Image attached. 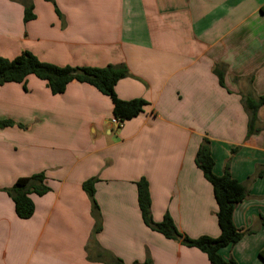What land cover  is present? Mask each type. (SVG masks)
I'll return each instance as SVG.
<instances>
[{
  "label": "crops",
  "instance_id": "crops-1",
  "mask_svg": "<svg viewBox=\"0 0 264 264\" xmlns=\"http://www.w3.org/2000/svg\"><path fill=\"white\" fill-rule=\"evenodd\" d=\"M263 9L264 0H0V57L125 66L117 97L146 102L119 127L110 98L89 84L58 95L35 76L0 86V121L13 123L0 127V264H211L144 223L137 187L148 181L155 222L168 213L190 238L219 237L213 187L195 163L205 139L214 173L228 166L249 191L233 222L250 232L220 254L264 264V105L252 135L245 106L264 97ZM40 173L50 191L31 195L35 212L20 219L5 190ZM91 180L99 232L83 189Z\"/></svg>",
  "mask_w": 264,
  "mask_h": 264
},
{
  "label": "trees",
  "instance_id": "trees-1",
  "mask_svg": "<svg viewBox=\"0 0 264 264\" xmlns=\"http://www.w3.org/2000/svg\"><path fill=\"white\" fill-rule=\"evenodd\" d=\"M34 19L33 6H27L24 21L29 22ZM29 76H35L45 81L53 95L64 93L71 82L93 86L110 98L113 104V116L121 122L137 117L143 112V108L146 105V102L142 99L122 101L117 97L115 86L120 80L128 76V70L125 66L109 65L104 68L60 67L41 62L30 52H23L14 59L0 57V86L7 83H25ZM222 78V75H220L221 80ZM262 105H264V97L258 99L247 97L245 99V106L249 111L248 135L259 132L257 128V113ZM12 125L11 121H0V127ZM195 163L213 187L218 206L216 216L220 229L219 237L202 236L197 239L190 238L178 231L172 217L168 213L164 215L161 222H155L151 210L149 183L145 178H142L137 183V187L138 200L144 223L152 231L163 235L167 239L180 241L186 247L196 248L203 252L211 264H238L234 259H224L220 254V250L237 244L245 234L250 232L240 231L233 222L236 206L249 195L248 187L231 176L228 166L223 175L217 176L214 173L215 161L211 153L209 140L207 139L201 143ZM93 184L94 180L87 181L83 184V189L92 203V211L95 217V232H99L101 230L100 211L95 200ZM49 191L50 188L45 185V175L43 173L19 178L12 187L5 190L15 205L17 217L23 220L30 219L35 212L31 195L44 196ZM118 264L123 263L118 260ZM144 264H152V261L148 259Z\"/></svg>",
  "mask_w": 264,
  "mask_h": 264
},
{
  "label": "built area",
  "instance_id": "built-area-1",
  "mask_svg": "<svg viewBox=\"0 0 264 264\" xmlns=\"http://www.w3.org/2000/svg\"><path fill=\"white\" fill-rule=\"evenodd\" d=\"M112 123L115 124V125H117V126H119V127L122 126V122L119 119L113 118Z\"/></svg>",
  "mask_w": 264,
  "mask_h": 264
}]
</instances>
